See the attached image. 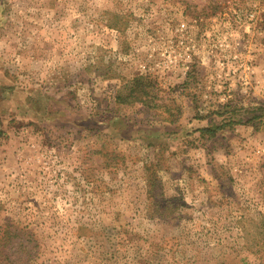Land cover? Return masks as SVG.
<instances>
[{"label": "rangeland", "instance_id": "rangeland-1", "mask_svg": "<svg viewBox=\"0 0 264 264\" xmlns=\"http://www.w3.org/2000/svg\"><path fill=\"white\" fill-rule=\"evenodd\" d=\"M0 264H264V0H0Z\"/></svg>", "mask_w": 264, "mask_h": 264}, {"label": "trees", "instance_id": "trees-1", "mask_svg": "<svg viewBox=\"0 0 264 264\" xmlns=\"http://www.w3.org/2000/svg\"><path fill=\"white\" fill-rule=\"evenodd\" d=\"M154 87H155V83L152 80H150L148 77H144V76L134 77L132 80L126 81L122 87V90H120L116 94L115 103L116 105H120V106L123 105L139 106L147 110L161 109L165 107L164 104L161 101H156V99L152 97L153 90L151 89H153ZM168 118H165V120L168 122H172ZM102 159L105 169H110L109 167H113L114 169L116 168V161H117L116 156L111 157V154L104 153V155H102ZM146 170L149 171L148 167H146ZM146 170L144 169V171ZM151 172L150 174L148 173V175L146 176L147 184H149L151 180V174H152ZM148 188H150V186H148Z\"/></svg>", "mask_w": 264, "mask_h": 264}]
</instances>
